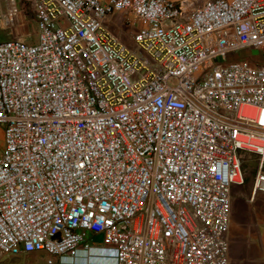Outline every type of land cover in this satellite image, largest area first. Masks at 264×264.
<instances>
[{"label":"built area","instance_id":"1","mask_svg":"<svg viewBox=\"0 0 264 264\" xmlns=\"http://www.w3.org/2000/svg\"><path fill=\"white\" fill-rule=\"evenodd\" d=\"M29 4L38 41H0V259L230 264L245 153L264 192V60L239 55L264 0Z\"/></svg>","mask_w":264,"mask_h":264},{"label":"crops","instance_id":"2","mask_svg":"<svg viewBox=\"0 0 264 264\" xmlns=\"http://www.w3.org/2000/svg\"><path fill=\"white\" fill-rule=\"evenodd\" d=\"M125 41L128 44L131 43L130 35ZM240 196L241 198L236 199L234 203L232 199L229 232L230 264H264V202L257 203V193L253 192V188L250 191L243 190ZM94 237L93 233L88 234L89 239ZM80 254L83 258L79 259L78 262L70 259L66 264H111L104 263L100 259L89 261L86 253L81 252ZM44 256L46 254L43 252L21 254L17 257H11V261L17 264H34L40 257Z\"/></svg>","mask_w":264,"mask_h":264},{"label":"rangeland","instance_id":"3","mask_svg":"<svg viewBox=\"0 0 264 264\" xmlns=\"http://www.w3.org/2000/svg\"><path fill=\"white\" fill-rule=\"evenodd\" d=\"M106 25L116 32L123 39L128 40V35L131 34L133 26L125 24L120 17L109 18ZM126 34V35H122ZM126 36V37H124ZM20 37L29 43L38 41V26L34 14L31 10L29 0H0V41ZM135 49V46L133 45ZM263 52V53H262ZM252 54L253 57L262 56L264 60V51L257 49H248L242 51L239 55ZM237 57L236 53H231L223 57L221 60H231ZM0 128H3L0 125ZM243 170L245 174V182L242 185H236L233 189V203L236 199L241 198L240 194L243 190L250 191L253 188L255 175L258 172L260 159L258 156L245 153L244 154ZM264 202V192H257V203ZM0 264H15L11 261V257L4 256L0 259ZM34 264H49L47 257H40ZM53 264H59L57 262Z\"/></svg>","mask_w":264,"mask_h":264},{"label":"water","instance_id":"4","mask_svg":"<svg viewBox=\"0 0 264 264\" xmlns=\"http://www.w3.org/2000/svg\"><path fill=\"white\" fill-rule=\"evenodd\" d=\"M94 241L102 242L103 241V234H98L94 237Z\"/></svg>","mask_w":264,"mask_h":264}]
</instances>
